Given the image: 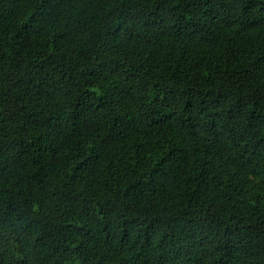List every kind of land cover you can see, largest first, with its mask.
Listing matches in <instances>:
<instances>
[{
    "label": "trees",
    "instance_id": "trees-1",
    "mask_svg": "<svg viewBox=\"0 0 264 264\" xmlns=\"http://www.w3.org/2000/svg\"><path fill=\"white\" fill-rule=\"evenodd\" d=\"M0 264H264V0H0Z\"/></svg>",
    "mask_w": 264,
    "mask_h": 264
}]
</instances>
